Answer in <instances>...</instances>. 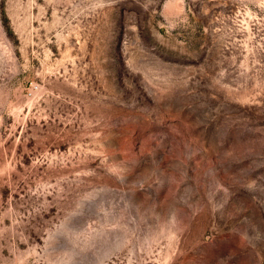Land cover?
Here are the masks:
<instances>
[{
    "label": "rangeland",
    "instance_id": "1",
    "mask_svg": "<svg viewBox=\"0 0 264 264\" xmlns=\"http://www.w3.org/2000/svg\"><path fill=\"white\" fill-rule=\"evenodd\" d=\"M0 264H264V0H0Z\"/></svg>",
    "mask_w": 264,
    "mask_h": 264
}]
</instances>
